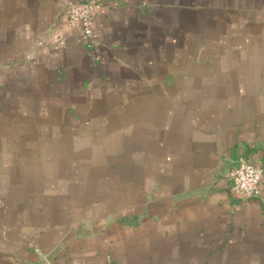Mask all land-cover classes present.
Wrapping results in <instances>:
<instances>
[{
    "label": "crops",
    "instance_id": "1",
    "mask_svg": "<svg viewBox=\"0 0 264 264\" xmlns=\"http://www.w3.org/2000/svg\"><path fill=\"white\" fill-rule=\"evenodd\" d=\"M86 1L0 0V264H264V0Z\"/></svg>",
    "mask_w": 264,
    "mask_h": 264
},
{
    "label": "built area",
    "instance_id": "2",
    "mask_svg": "<svg viewBox=\"0 0 264 264\" xmlns=\"http://www.w3.org/2000/svg\"><path fill=\"white\" fill-rule=\"evenodd\" d=\"M99 6L98 0L72 3L68 6V19L71 22H79L82 25L87 46L92 49L95 46L92 19ZM263 179L264 161L260 164H254L246 158L239 159L233 163L226 174L229 190L234 195L245 200L257 199L264 207V196L260 191Z\"/></svg>",
    "mask_w": 264,
    "mask_h": 264
}]
</instances>
